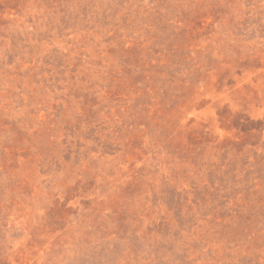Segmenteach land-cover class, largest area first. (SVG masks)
Wrapping results in <instances>:
<instances>
[{"label": "rangeland", "instance_id": "rangeland-1", "mask_svg": "<svg viewBox=\"0 0 264 264\" xmlns=\"http://www.w3.org/2000/svg\"><path fill=\"white\" fill-rule=\"evenodd\" d=\"M0 264H264V0H0Z\"/></svg>", "mask_w": 264, "mask_h": 264}]
</instances>
